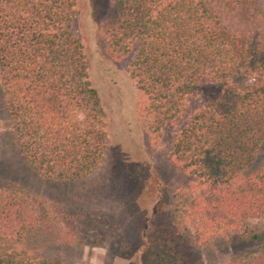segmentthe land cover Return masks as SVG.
Here are the masks:
<instances>
[{
	"label": "trees",
	"instance_id": "16d2710c",
	"mask_svg": "<svg viewBox=\"0 0 264 264\" xmlns=\"http://www.w3.org/2000/svg\"><path fill=\"white\" fill-rule=\"evenodd\" d=\"M75 15L74 0H0L8 128L28 167L51 182L92 174L107 151ZM99 34L107 54L131 56L128 76L142 95L146 131H172L168 158L189 178L182 190L188 205L173 212L183 228L177 240L261 238L248 221L264 220V0H113ZM205 84L216 92L190 109ZM41 215L26 197L0 187V264H66L20 247L42 226ZM161 247L150 264H181ZM224 264H264V248Z\"/></svg>",
	"mask_w": 264,
	"mask_h": 264
},
{
	"label": "rangeland",
	"instance_id": "374dc122",
	"mask_svg": "<svg viewBox=\"0 0 264 264\" xmlns=\"http://www.w3.org/2000/svg\"><path fill=\"white\" fill-rule=\"evenodd\" d=\"M74 1L73 29L81 38L88 76L104 115L107 151L101 165L82 179L45 180L18 153L0 95V187L14 189L45 215L42 226L27 232L20 247L66 264H150L149 258L166 244L181 264H224L264 248V234L257 240L220 236L198 245L177 240L183 228L175 223L173 212L188 205L182 190L189 178L168 158L172 131H146L138 115L142 95L128 76L131 56L103 49L100 26L113 0ZM216 90L203 85L190 100V109L198 98ZM182 123L183 117L176 125ZM261 156L260 150L257 165ZM248 226L264 232L263 219H250ZM186 227L193 232L195 225Z\"/></svg>",
	"mask_w": 264,
	"mask_h": 264
}]
</instances>
